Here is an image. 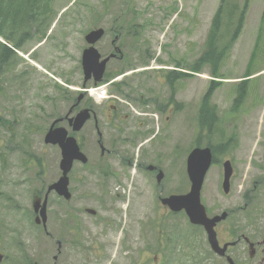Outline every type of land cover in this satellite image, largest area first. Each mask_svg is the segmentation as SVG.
<instances>
[{
	"label": "rangeland",
	"instance_id": "rangeland-1",
	"mask_svg": "<svg viewBox=\"0 0 264 264\" xmlns=\"http://www.w3.org/2000/svg\"><path fill=\"white\" fill-rule=\"evenodd\" d=\"M245 1L226 0L236 14ZM247 2L241 34L222 66L224 84L212 99L233 147L209 169L201 190L208 216L229 214L218 226L221 244L230 236L256 241L264 230V70L244 107L229 113L260 33L254 68H264V0ZM219 6V0H55V20L41 39H29L0 64L1 264H196L197 255L201 264H226L184 213L159 202L188 191L185 161L196 147L199 101L211 81L208 70L173 85L164 75L177 65L190 74ZM98 29L104 36L95 48L101 57L113 55L102 81L113 84L100 83L107 85L103 101L81 91L95 87L83 86L81 54L84 38ZM79 95L95 118L78 133L65 120L56 127L76 139L87 163L74 162L68 174L69 201L49 195L43 229L33 206L60 178L61 160L59 148L43 138L55 120L73 116ZM114 103L120 109L110 115L105 107ZM206 142L199 139L200 147ZM225 160L233 166L227 195L220 187ZM149 166L163 174L158 184ZM242 248L236 263L244 260Z\"/></svg>",
	"mask_w": 264,
	"mask_h": 264
},
{
	"label": "trees",
	"instance_id": "trees-1",
	"mask_svg": "<svg viewBox=\"0 0 264 264\" xmlns=\"http://www.w3.org/2000/svg\"><path fill=\"white\" fill-rule=\"evenodd\" d=\"M54 2L55 0H0V38L17 49L33 36L41 34L44 31L43 27L47 26L53 18ZM247 7L248 2L246 0L236 14L226 0H220V6L211 24L205 50L189 67L190 74L175 71L166 74L168 83L173 85L180 78H189L194 74L208 70L211 81L208 89L201 96L196 123L200 134L207 140V146L211 148L215 161L226 150L232 138H229L227 143L222 142L225 131L220 125L221 120L216 105L212 103V98L214 93L224 84L220 81L225 79L222 75V66L229 57L230 49L241 34ZM230 26L233 27L231 33ZM257 42L243 77L234 85V97L229 108V113L232 115L237 114L244 107L249 93L253 90V84L257 82V79L251 78L260 71H253L255 51L257 54L259 50ZM13 54V49L0 43V64L9 60ZM211 141L215 142L214 146L209 144Z\"/></svg>",
	"mask_w": 264,
	"mask_h": 264
},
{
	"label": "water",
	"instance_id": "water-1",
	"mask_svg": "<svg viewBox=\"0 0 264 264\" xmlns=\"http://www.w3.org/2000/svg\"><path fill=\"white\" fill-rule=\"evenodd\" d=\"M103 35L102 30L94 31L86 36V41L89 44H94ZM100 56L98 53L90 48L85 50L82 58V66L84 73V80L87 81L93 76L95 81H99L104 72L105 64L109 58H106L102 62H99ZM90 115L87 110L79 112L74 118L69 120V124L72 126V130L79 131L84 123L89 119ZM44 142L46 144L58 145L61 150L60 170L62 171V177L48 188L47 195L54 190L59 196L65 199L70 198L68 193V179L67 173L72 167L73 161H79L83 164L86 163V157L80 153L77 143L74 138L68 137L66 130L62 128H55L52 125L47 132ZM211 153L209 149H195L187 157L186 172L191 183L190 191L184 196H170L168 199L162 201L164 205H167L172 211L177 212L184 210L187 214L190 222L196 225H202L207 234L208 242L214 251H219L218 243L216 240L215 232L213 230L214 225L221 220H224L226 215L221 217H214L208 219L205 215V209L200 204V190L204 180V176L211 165ZM223 182L222 189L224 193L229 190V178L232 173L230 163L227 161L223 164ZM162 174L157 176V180L160 181ZM45 196L42 208L40 209V217L42 223L46 222V200ZM35 212L38 210V205L34 208ZM93 213V212H90ZM38 222V220H37ZM223 254V252L221 253ZM2 256H0V262Z\"/></svg>",
	"mask_w": 264,
	"mask_h": 264
},
{
	"label": "flooded vegetation",
	"instance_id": "flooded-vegetation-1",
	"mask_svg": "<svg viewBox=\"0 0 264 264\" xmlns=\"http://www.w3.org/2000/svg\"><path fill=\"white\" fill-rule=\"evenodd\" d=\"M82 108L83 107H79V105L75 104L73 106L72 110L74 111V113H76L78 110H80ZM105 108L109 110L110 115L117 113L118 110L120 109L119 106L115 103L109 104ZM91 111L93 112V110H91ZM150 171L153 173H157L158 169L156 167H154L153 170H150ZM231 240H235V241H232V243H234V245L227 247V251L225 253L226 256L222 257L221 259H224L227 262V258H230L234 264H264V232L261 233V235L258 237V240H256V241L253 239H250V238H246V237H235L234 238V236H230L228 238L227 242H225L223 244H227ZM223 244H221L220 246H222ZM241 244H243L242 254L244 255V260L241 261L240 263H236L234 261L235 256L238 254L236 251V247L241 246ZM240 253L241 252H239V254ZM201 262H202L201 256L197 255L195 258V263L201 264Z\"/></svg>",
	"mask_w": 264,
	"mask_h": 264
},
{
	"label": "bare ground",
	"instance_id": "bare-ground-1",
	"mask_svg": "<svg viewBox=\"0 0 264 264\" xmlns=\"http://www.w3.org/2000/svg\"><path fill=\"white\" fill-rule=\"evenodd\" d=\"M33 65H34V64H33ZM36 66H37V65H36ZM102 90H103L104 92H103ZM91 93H92V94L95 96V98H97V99L105 98V94H106V92H105L104 89L96 90V91H91ZM117 249H118V248H117ZM117 249L115 250V249L113 248V252H114V251L116 252V255H115L114 259L117 258V254H118Z\"/></svg>",
	"mask_w": 264,
	"mask_h": 264
}]
</instances>
